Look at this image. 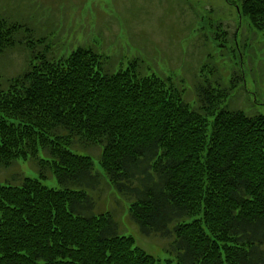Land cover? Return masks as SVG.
Listing matches in <instances>:
<instances>
[{
    "label": "trees",
    "instance_id": "1",
    "mask_svg": "<svg viewBox=\"0 0 264 264\" xmlns=\"http://www.w3.org/2000/svg\"><path fill=\"white\" fill-rule=\"evenodd\" d=\"M238 1L264 32V0ZM26 27L0 16V58L21 31L32 52L0 76V169L31 159L40 177L0 184V264H173L95 213L103 183L144 236L174 237L178 264H264V115L228 108L237 78L203 66L192 105L173 76L143 75L138 60L110 72L91 44L56 57L53 33ZM50 173L60 188L41 181Z\"/></svg>",
    "mask_w": 264,
    "mask_h": 264
},
{
    "label": "rangeland",
    "instance_id": "2",
    "mask_svg": "<svg viewBox=\"0 0 264 264\" xmlns=\"http://www.w3.org/2000/svg\"><path fill=\"white\" fill-rule=\"evenodd\" d=\"M240 5L238 0H0V16L36 31L31 35L34 40L53 33L46 45L58 43L61 51L53 52L56 57L91 44L110 72L125 70L138 60L143 75L173 76L192 105L196 75H201L203 66L209 78L218 69L226 85L238 79L228 108L264 115V32L238 14ZM28 35L21 31L20 45L0 58L1 77L15 76L27 66L32 54L26 45ZM34 43V51H42ZM87 152L96 157L99 170L101 149L94 146ZM39 173L31 159L17 160L11 168L0 169V184L20 185L25 178H39ZM41 181L61 187L51 173ZM94 198L95 213L111 212L120 234L132 236L161 263H179L182 252L174 249V237L144 236L129 214L130 200L104 183Z\"/></svg>",
    "mask_w": 264,
    "mask_h": 264
}]
</instances>
